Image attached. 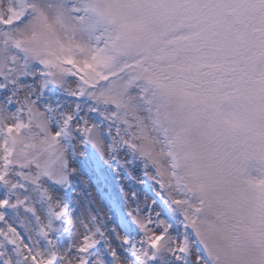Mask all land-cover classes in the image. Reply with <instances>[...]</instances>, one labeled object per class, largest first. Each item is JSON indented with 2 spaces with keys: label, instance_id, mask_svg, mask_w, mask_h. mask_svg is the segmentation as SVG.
<instances>
[{
  "label": "snow or ice",
  "instance_id": "snow-or-ice-1",
  "mask_svg": "<svg viewBox=\"0 0 264 264\" xmlns=\"http://www.w3.org/2000/svg\"><path fill=\"white\" fill-rule=\"evenodd\" d=\"M0 264H264V0H0Z\"/></svg>",
  "mask_w": 264,
  "mask_h": 264
},
{
  "label": "rangeland",
  "instance_id": "rangeland-1",
  "mask_svg": "<svg viewBox=\"0 0 264 264\" xmlns=\"http://www.w3.org/2000/svg\"><path fill=\"white\" fill-rule=\"evenodd\" d=\"M104 181H105V177L101 175L100 183H102L104 187H107L110 192L118 189L121 183L120 178L113 176L111 173H108L107 175V183H105Z\"/></svg>",
  "mask_w": 264,
  "mask_h": 264
}]
</instances>
